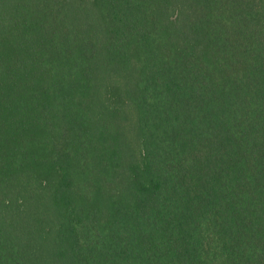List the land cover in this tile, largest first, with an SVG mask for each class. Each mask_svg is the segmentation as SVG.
<instances>
[{
    "label": "trees",
    "instance_id": "16d2710c",
    "mask_svg": "<svg viewBox=\"0 0 264 264\" xmlns=\"http://www.w3.org/2000/svg\"><path fill=\"white\" fill-rule=\"evenodd\" d=\"M0 264H264V0H0Z\"/></svg>",
    "mask_w": 264,
    "mask_h": 264
}]
</instances>
